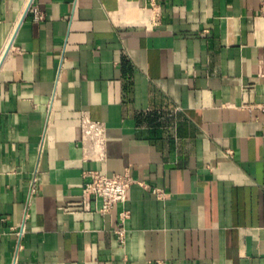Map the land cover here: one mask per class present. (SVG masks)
Returning a JSON list of instances; mask_svg holds the SVG:
<instances>
[{
	"label": "crops",
	"instance_id": "1",
	"mask_svg": "<svg viewBox=\"0 0 264 264\" xmlns=\"http://www.w3.org/2000/svg\"><path fill=\"white\" fill-rule=\"evenodd\" d=\"M263 1L0 0V264H264Z\"/></svg>",
	"mask_w": 264,
	"mask_h": 264
},
{
	"label": "built area",
	"instance_id": "2",
	"mask_svg": "<svg viewBox=\"0 0 264 264\" xmlns=\"http://www.w3.org/2000/svg\"><path fill=\"white\" fill-rule=\"evenodd\" d=\"M264 9V1L262 3ZM34 17L36 19L41 17V13L37 7L33 8ZM264 78V77H263ZM259 107L264 111V101L259 104ZM81 141H92L99 147L104 142V126L101 121L92 120L86 116L81 119ZM133 182L129 173H108L101 170H92L89 172V178L84 183L81 191L82 205L87 207L91 200H99L101 205L99 211L102 213L108 212L114 206L124 202L126 199L127 189ZM153 192L162 197L163 191L153 189ZM126 216V212L121 213V221L115 228V232L119 241H123L124 228L123 219ZM152 264H166L164 261L156 260Z\"/></svg>",
	"mask_w": 264,
	"mask_h": 264
}]
</instances>
